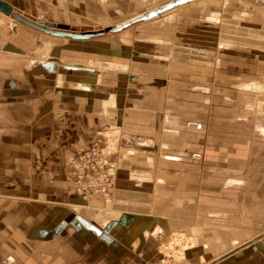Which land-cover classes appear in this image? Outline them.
Returning a JSON list of instances; mask_svg holds the SVG:
<instances>
[{
    "label": "rangeland",
    "instance_id": "rangeland-1",
    "mask_svg": "<svg viewBox=\"0 0 264 264\" xmlns=\"http://www.w3.org/2000/svg\"><path fill=\"white\" fill-rule=\"evenodd\" d=\"M39 1L37 11L14 12L90 37L56 35L11 15L12 28L37 33L47 55L62 49L45 61L48 70L53 60L86 64L91 71L80 72L98 75L91 89L107 90L100 76L109 85L102 102L115 106L93 138L116 161L118 184L105 205L158 212L182 229L227 226L239 242L263 237L264 87L245 84H264V1L191 0L120 30L112 27L171 0ZM185 230L161 244L166 261L198 240Z\"/></svg>",
    "mask_w": 264,
    "mask_h": 264
},
{
    "label": "crops",
    "instance_id": "crops-1",
    "mask_svg": "<svg viewBox=\"0 0 264 264\" xmlns=\"http://www.w3.org/2000/svg\"><path fill=\"white\" fill-rule=\"evenodd\" d=\"M5 1L28 12L42 5ZM10 16L0 10V264L4 257L14 264H264V236L239 242L216 223L185 230L161 213L76 192L66 162L111 118L115 105L102 102L109 85L100 76L107 90L74 87L97 84L98 75L80 72L91 71L86 64L63 60L59 67L51 60L55 68L48 70L45 61L58 59L62 49L43 53L38 34L12 28ZM178 230L198 240L182 259L168 262L161 244Z\"/></svg>",
    "mask_w": 264,
    "mask_h": 264
},
{
    "label": "built area",
    "instance_id": "built-area-1",
    "mask_svg": "<svg viewBox=\"0 0 264 264\" xmlns=\"http://www.w3.org/2000/svg\"><path fill=\"white\" fill-rule=\"evenodd\" d=\"M102 144L103 139L98 136L88 146L78 149L68 158L75 190L86 197L102 194L110 198L117 182L113 151L106 150ZM1 264H14V262L4 257L1 259ZM128 264H144V262L130 260Z\"/></svg>",
    "mask_w": 264,
    "mask_h": 264
},
{
    "label": "water",
    "instance_id": "water-1",
    "mask_svg": "<svg viewBox=\"0 0 264 264\" xmlns=\"http://www.w3.org/2000/svg\"><path fill=\"white\" fill-rule=\"evenodd\" d=\"M188 1H191V0H171V1L167 2V3H164L160 7H155V8H152V9H148V11H146V12H144L142 14L135 15L134 18H132V19L122 21L119 24H116L115 26H113L112 29L113 30H120L121 28L126 27L128 25H131V24H133L136 21L149 19L150 17H153V16L157 15L158 13L162 12L165 9L177 6V4L185 3V2H188ZM0 10L2 12H4V13L8 14V15H12L13 18H15L16 20L20 19V20L28 23L29 25L38 27V28H40V29H42V30H44L46 32L49 31V32L57 34V35H61V36L62 35H69V36H72V37H77V36H86L87 37V36L91 35L90 33H83V34L82 33H77V32L73 33V32H69V31H65V30L61 31V30L55 29L56 28V24H55V22H52V21L45 22L46 26L37 24L35 22H31L30 20L25 19L21 14H19L17 12H14L13 5L9 4L5 0H0Z\"/></svg>",
    "mask_w": 264,
    "mask_h": 264
},
{
    "label": "bare ground",
    "instance_id": "bare-ground-1",
    "mask_svg": "<svg viewBox=\"0 0 264 264\" xmlns=\"http://www.w3.org/2000/svg\"><path fill=\"white\" fill-rule=\"evenodd\" d=\"M161 13V12H160ZM159 14V13H158ZM211 18V17H210ZM240 26H242V27H245V28H250V27H252L251 25H252V23H250V24H239ZM248 25V26H247ZM254 25V24H253ZM234 26H236V25H234ZM257 26V25H256ZM253 28H254V26H253ZM54 29V28H53ZM62 31V30H61ZM240 31V30H239ZM49 32V31H48ZM51 33V32H50ZM231 33V32H230ZM54 34V33H53ZM242 34V33H241ZM57 35V34H56ZM61 36V35H60ZM77 37H80V38H89L90 36H77ZM74 38H76V37H74ZM228 45V44H227ZM62 81V80H61ZM83 85H84V87L86 88V89H91L92 87H95V88H97V84H93V85H91V84H89V83H83ZM242 85V84H241ZM245 86H251V87H255V89L256 88H260V87H264V84H261V83H259V84H256V83H252V84H245ZM244 87V86H243ZM262 90V89H261ZM258 91H260V90H258ZM111 99V98H110ZM261 103V102H260ZM258 105H259V103H258ZM106 106V105H105ZM85 198H86V196H85Z\"/></svg>",
    "mask_w": 264,
    "mask_h": 264
}]
</instances>
